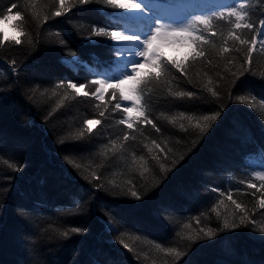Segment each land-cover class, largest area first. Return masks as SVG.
I'll list each match as a JSON object with an SVG mask.
<instances>
[{"label":"trees","instance_id":"obj_1","mask_svg":"<svg viewBox=\"0 0 264 264\" xmlns=\"http://www.w3.org/2000/svg\"><path fill=\"white\" fill-rule=\"evenodd\" d=\"M236 1L240 21L190 22L203 56L163 54L159 76L138 77L145 115L128 128L113 79L118 3L0 0L24 32L0 44V264H264V181L250 164L264 162V100L242 91L264 98V0H225Z\"/></svg>","mask_w":264,"mask_h":264},{"label":"snow or ice","instance_id":"obj_2","mask_svg":"<svg viewBox=\"0 0 264 264\" xmlns=\"http://www.w3.org/2000/svg\"><path fill=\"white\" fill-rule=\"evenodd\" d=\"M89 2V0H78V3L80 5H84L87 4ZM106 2L108 4H113V0H106ZM61 4L63 6L66 7V5H64V0H61ZM116 6V5H113ZM13 8H16L17 5L13 4L12 5ZM118 7L122 8V9H127L128 11L122 12L121 15L122 16H131V17H144L145 16V9H148L149 11H151V8H149V4L146 2V0H138V2H131L128 4H120L118 5ZM63 10V9H62ZM62 10L61 11H57L55 13L56 16H60L62 14ZM230 15H235L236 19L238 21L242 20L244 18L243 14L241 13H237L235 8L232 9V11L229 13ZM18 18L22 19L21 13L19 11H17L16 13ZM7 18V17H6ZM148 23V26L145 29L144 34H137V33H128V34H124L122 32H118V31H112L110 33L111 36V40L115 41V42H131V43H135L138 45V47L142 48V50H138L132 53V55H134L135 57H143L144 58V63L141 64L139 60H136V62L132 63L133 64V71L135 72V75L132 74H127L126 79H119L118 77H114L113 79L118 80V84L116 85V87H121V85H125V84H131L132 87H129L128 89H123L121 88V98L123 100H127V101H132L133 103V108H128L125 107L124 111L125 112H130L133 110H136V106L140 104V97L139 95H137V85H139L142 81L140 79H138V77L141 76V73L139 71H136V68H143V67H151L154 71L159 69L160 71L156 72L157 76H159L161 74V72L163 71L162 69V54L160 55H154L153 52V47L154 44L157 42H166L169 41L171 39H177V40H184L187 41L188 44V48L191 50L190 52L187 53V55L184 57L185 60H187L189 57H195V56H203L204 53L202 51H198L196 44L197 41H204L207 42V39L203 36L200 35H194L192 31H189L187 27H181V28H171V30L169 31H162V25L160 24V20L161 17L158 15H153L150 17H146ZM195 20L199 21L201 23L204 24H208L209 23V18L203 15H197L195 16ZM241 25L239 23L236 24V27L239 28ZM247 27L251 28L252 24L249 23L247 25ZM12 28L14 31H18L20 36L24 35V32L22 30H20L19 25L14 23L12 25ZM95 31V30H94ZM262 32H264V26H262L261 29ZM95 34L97 36H108L109 33L104 29V28H100L98 31H95ZM7 40H14L16 45L21 44V39L16 38V37H4L3 40H0V44H3L5 41ZM243 43V41H242ZM225 51H227V49H225ZM251 51V50H249ZM169 63L173 64L174 67L177 68V70L183 71V61H177V60H173L171 58H169L168 60ZM127 71V69H126ZM243 71H247V69H244ZM145 75H150V73H145ZM211 82V81H209ZM96 83L101 84V87H103L105 81H96ZM257 83H259L260 85L264 86V80H260L257 81ZM69 87L72 88H76L75 84L70 83ZM81 88L84 87L83 85L80 86ZM254 86L253 85H245L243 86L242 91L246 92L247 94L251 95L254 99H260V100H264V98H262L260 95H257L256 92H254L253 90H251ZM261 91H264V87H262L260 89ZM77 91H80V88H77ZM208 92H210L212 94L213 97H215L217 95V92L213 91L212 88H208L207 89ZM97 93L101 92V88H97L96 89ZM85 95H87V93H85ZM176 95L178 97H192L193 93L192 92H178L176 93ZM117 107H119V105H117ZM139 116H144L145 113L143 110H140L138 112ZM181 117L184 116L183 113H180ZM146 118V117H145ZM167 119V117H165ZM189 120H191V117H188ZM205 121L209 120L210 117L205 116L203 118ZM211 119L215 120L216 116H212ZM125 120H120L119 123L123 124L125 123ZM149 123H151V121H148ZM96 123H100V121H97ZM128 128H132L133 124L132 123H128ZM181 127H183V125H181ZM87 131L89 133L92 132L91 128H88ZM83 132L81 131L80 133H78V136H82ZM67 159V157H66ZM69 164H72V160H68ZM76 168H79L80 165L76 164L75 165ZM163 168V166H161ZM145 171H147V169H145ZM259 179H264V177H260L258 176ZM131 195L133 197H137V192L136 191H131ZM233 203H235V201H233ZM262 208H264V202L261 203L260 205ZM237 208H240V204H236ZM21 215H24L23 212H21ZM242 222H243V218H242ZM225 228L228 227H236L235 224H231L229 225L227 221H225L224 224ZM81 231V229L78 228H72L71 232L76 233ZM202 232H204L205 236L210 237L213 234V229H208L207 231H205L204 229H201ZM261 231H264V229H261ZM190 239H192L190 237ZM127 247V245H125ZM169 251H174L173 249H169ZM177 255H180V253H177Z\"/></svg>","mask_w":264,"mask_h":264},{"label":"rangeland","instance_id":"obj_3","mask_svg":"<svg viewBox=\"0 0 264 264\" xmlns=\"http://www.w3.org/2000/svg\"><path fill=\"white\" fill-rule=\"evenodd\" d=\"M120 4H128L131 2H138V0H114ZM158 4H154V1L146 2L149 4V8L145 9V16L144 17H131V16H122L121 13L128 11L127 9H122V11L118 13L112 14L111 19L114 21H119L123 23L124 29L118 32H122L124 34H128L130 32L137 33V34H144L146 27L148 26V21L146 17H150L153 15H158L161 17L159 21L160 24L163 26L162 31H169L171 28H181L187 27L190 30V22L195 20V16L203 15L208 17L209 14L218 11H229L231 12L233 8H235L237 13L242 14V10L240 5L242 2L236 1L234 6H229L226 4L225 0H155ZM186 3V4H184ZM153 4V5H152ZM7 17V18H6ZM4 18H0V31L3 34V37H16L19 38V32L14 31L12 28V23L15 19L14 13H8L7 16ZM264 26V21L262 23ZM262 29V28H261ZM264 34V32H262ZM194 34V33H193ZM258 42L262 43L264 46V36L258 38ZM114 45L117 46L118 51H116V57L114 59L115 62V75L119 79H126L127 74L135 75L133 71V64L136 60H139L141 64L144 63L143 57H135L132 55L133 52L142 50V48L138 47L137 44L131 42H115L113 41ZM191 50L187 46H180V45H167L160 48L158 55L164 54L171 57L175 56H184ZM81 65H85L90 72L95 73V68L89 67L87 64L81 63ZM85 67V68H86ZM127 69V71H126ZM148 70H153L151 67H143V68H136V71H139L141 74L145 73ZM97 72V71H96ZM95 79L92 81H105L103 87L101 84L97 83V88H101V92L97 93L95 91V96L97 98L102 97L103 92L106 90L107 81L103 75H97ZM118 82V81H117ZM132 87L131 84L121 85V88L128 89ZM77 88H80L79 93H83V88L80 86H76L74 88L77 91ZM96 88V89H97ZM78 92V91H77ZM119 108L124 111L125 107L133 108L132 101L121 100L119 103ZM140 105L136 106V110L125 112L126 121L125 124L132 123L134 119H136L139 115L138 112L140 111ZM94 121H90V125L93 124ZM251 173L254 177L258 178L264 177V162L260 161L259 159H251ZM259 179V178H258ZM264 181V179H261Z\"/></svg>","mask_w":264,"mask_h":264},{"label":"clouds","instance_id":"obj_4","mask_svg":"<svg viewBox=\"0 0 264 264\" xmlns=\"http://www.w3.org/2000/svg\"><path fill=\"white\" fill-rule=\"evenodd\" d=\"M167 45H180V46L188 47L187 41H184V40L171 39L166 42H157L154 44V47H153L154 55L158 56L157 53L159 52L160 48L163 46H167Z\"/></svg>","mask_w":264,"mask_h":264},{"label":"bare ground","instance_id":"obj_5","mask_svg":"<svg viewBox=\"0 0 264 264\" xmlns=\"http://www.w3.org/2000/svg\"><path fill=\"white\" fill-rule=\"evenodd\" d=\"M154 4H158L156 1L154 2ZM153 5V4H152ZM116 22H119V21H116ZM119 23H121L122 24V26H123V23L122 22H119ZM124 29V26L120 29V30H123ZM120 30H117V31H120ZM90 67V66H89ZM95 79V78H94Z\"/></svg>","mask_w":264,"mask_h":264}]
</instances>
